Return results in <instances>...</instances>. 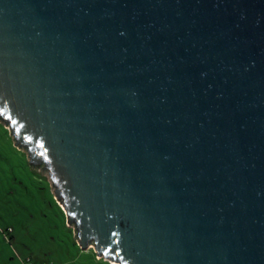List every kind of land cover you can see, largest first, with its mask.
<instances>
[{"label": "water", "instance_id": "water-1", "mask_svg": "<svg viewBox=\"0 0 264 264\" xmlns=\"http://www.w3.org/2000/svg\"><path fill=\"white\" fill-rule=\"evenodd\" d=\"M0 122L81 248L264 264V0H0Z\"/></svg>", "mask_w": 264, "mask_h": 264}, {"label": "rangeland", "instance_id": "rangeland-1", "mask_svg": "<svg viewBox=\"0 0 264 264\" xmlns=\"http://www.w3.org/2000/svg\"><path fill=\"white\" fill-rule=\"evenodd\" d=\"M25 255L35 264H112L76 243L46 179L0 122V264H20Z\"/></svg>", "mask_w": 264, "mask_h": 264}, {"label": "built area", "instance_id": "built-area-1", "mask_svg": "<svg viewBox=\"0 0 264 264\" xmlns=\"http://www.w3.org/2000/svg\"><path fill=\"white\" fill-rule=\"evenodd\" d=\"M9 230H11L9 226L6 228H1V231L4 234V236H6L5 234ZM20 264H35V263L30 255H25L24 257L20 258ZM41 264H48V263L46 261H42Z\"/></svg>", "mask_w": 264, "mask_h": 264}, {"label": "bare ground", "instance_id": "bare-ground-1", "mask_svg": "<svg viewBox=\"0 0 264 264\" xmlns=\"http://www.w3.org/2000/svg\"><path fill=\"white\" fill-rule=\"evenodd\" d=\"M108 260H109V259H108ZM110 261H111L112 264H116V263H114L112 260H110Z\"/></svg>", "mask_w": 264, "mask_h": 264}, {"label": "crops", "instance_id": "crops-1", "mask_svg": "<svg viewBox=\"0 0 264 264\" xmlns=\"http://www.w3.org/2000/svg\"><path fill=\"white\" fill-rule=\"evenodd\" d=\"M32 166H33V165H32ZM30 256H31V255H30ZM42 261H45V260L42 259Z\"/></svg>", "mask_w": 264, "mask_h": 264}]
</instances>
